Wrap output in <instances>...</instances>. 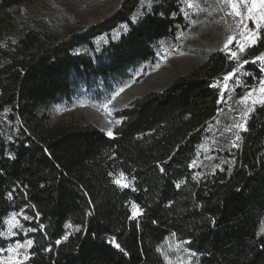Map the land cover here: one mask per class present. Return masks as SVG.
<instances>
[{"label":"trees","instance_id":"1","mask_svg":"<svg viewBox=\"0 0 264 264\" xmlns=\"http://www.w3.org/2000/svg\"><path fill=\"white\" fill-rule=\"evenodd\" d=\"M26 1L0 0V12ZM185 27L179 0H123L64 39L26 28L0 45V250L16 241L2 236L5 218L24 212L34 231L21 264H167L180 252L186 264H264V105L249 113L222 170L196 179L191 166L222 106L216 80L232 68L221 50L118 110L111 136L92 124H45L51 106L130 79ZM263 52L264 33L247 49ZM242 69L246 88L264 76L258 61ZM117 172L131 188L114 183ZM68 225L78 230L66 235Z\"/></svg>","mask_w":264,"mask_h":264},{"label":"rangeland","instance_id":"2","mask_svg":"<svg viewBox=\"0 0 264 264\" xmlns=\"http://www.w3.org/2000/svg\"><path fill=\"white\" fill-rule=\"evenodd\" d=\"M123 0H28L18 8L0 12V45L8 46L26 28L40 29L58 40L72 32L102 21L112 14ZM186 27L174 39L157 45L156 58L131 73L130 79L110 88L96 87L90 92L82 91L71 101L51 106L46 111L45 124L77 122L92 124L112 135L118 120L115 113L129 105L136 97L151 91H160L178 77L184 76L200 65L205 57L221 50L232 61L230 71L216 80L219 87L221 109L204 129V138L192 162L194 177L200 179L231 162L229 155L239 147L238 133L257 105H264V76L251 88L241 83L245 72L242 66L260 62L264 66V52L251 56L247 49L264 33V2L260 0H179ZM153 0H142L143 8H150ZM125 26L111 33L117 39ZM107 37L95 40L99 49ZM248 56V57H245ZM242 91L237 95L236 87ZM7 133L12 126L4 125ZM114 183L121 189L131 188L132 182L122 173L113 174ZM132 216L139 211L131 206ZM29 217L24 212L9 214L4 220L2 236L13 241L0 250V264H21L27 261L32 244L29 238L34 230L27 227ZM78 228L68 225L66 235ZM264 234V225L261 228ZM21 238V239H19ZM174 256V257H173ZM167 259V264H186L185 252Z\"/></svg>","mask_w":264,"mask_h":264},{"label":"crops","instance_id":"3","mask_svg":"<svg viewBox=\"0 0 264 264\" xmlns=\"http://www.w3.org/2000/svg\"><path fill=\"white\" fill-rule=\"evenodd\" d=\"M260 1L264 2V0H260Z\"/></svg>","mask_w":264,"mask_h":264}]
</instances>
